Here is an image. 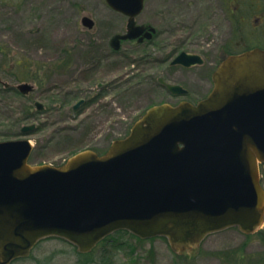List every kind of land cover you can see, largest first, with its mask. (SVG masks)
Returning a JSON list of instances; mask_svg holds the SVG:
<instances>
[{
  "label": "water",
  "instance_id": "95a60500",
  "mask_svg": "<svg viewBox=\"0 0 264 264\" xmlns=\"http://www.w3.org/2000/svg\"><path fill=\"white\" fill-rule=\"evenodd\" d=\"M107 2L129 16L127 32L112 39L116 49L122 39L152 37L136 24L145 0ZM82 22L95 23L88 15ZM214 80V90L197 104L148 109L102 156L84 150L62 166L31 165L29 139L0 141V264L29 256L50 235L89 253L121 229L141 238L166 236L178 251L231 226L257 231L264 221V49L229 56ZM0 83L9 86L1 75ZM17 88L27 94L34 86Z\"/></svg>",
  "mask_w": 264,
  "mask_h": 264
},
{
  "label": "rangeland",
  "instance_id": "374dc122",
  "mask_svg": "<svg viewBox=\"0 0 264 264\" xmlns=\"http://www.w3.org/2000/svg\"><path fill=\"white\" fill-rule=\"evenodd\" d=\"M250 2L241 0L235 4L241 5L239 12L250 14L255 25L262 23L259 27L242 26L247 28L245 32L251 38L247 42L236 40L233 43L235 51L264 46V37L258 42L259 33H264V3L258 7ZM205 3L202 0L201 5ZM184 10L170 9L165 0H146L137 21L151 23L165 31L179 15L191 12L190 7ZM85 15L94 19V28L83 25ZM257 16L261 17L259 21ZM127 22L128 18L112 9L106 0H0V73L3 79L16 86L24 80L33 82L37 73L42 80L39 86L34 83L36 90L28 96L0 85V141L30 139L34 146L29 159L32 165H63L85 148L91 142L84 135L88 125L84 118L86 112L73 110L81 94L75 96L71 91L83 90V68L94 59L104 63L99 79L104 77L111 85L106 93V107L101 110L104 128L95 132L108 133L105 142V135L98 138L101 145L120 137V126L123 131L125 123L132 126L150 107L163 103L176 105L184 100L198 101L209 94L211 85L208 82L192 84L191 90L196 95L191 96L175 94L158 83L161 75H169L172 77L169 83H181L184 87L191 84L184 71L169 70V61L161 63L177 44L169 33L161 32L153 42L142 45L135 40L124 41L121 50L114 53L111 36L116 32L125 33ZM53 62H58V69L52 67ZM40 65L43 68L37 71ZM148 73L154 74L155 81L146 85L141 81ZM55 86L57 89L51 90ZM36 101L45 105L43 112H38ZM34 123L37 129L22 131L24 126ZM261 172L264 181V166ZM262 230L264 224L259 232ZM259 232L248 236L238 227H230L208 235L199 246L183 253L175 251L165 236L141 238L128 230L112 233L89 254H82L76 245L64 238L48 236L28 257L12 264H261L259 254L263 248L258 247L261 244ZM246 253L250 259L245 258Z\"/></svg>",
  "mask_w": 264,
  "mask_h": 264
},
{
  "label": "flooded vegetation",
  "instance_id": "af4514ba",
  "mask_svg": "<svg viewBox=\"0 0 264 264\" xmlns=\"http://www.w3.org/2000/svg\"><path fill=\"white\" fill-rule=\"evenodd\" d=\"M146 1V0H145ZM205 4L203 6L201 5L202 0H165V3L167 6L173 10L179 9L180 12H184L186 8L191 9V12H186V14L179 15V18L176 19V21L171 22V24L165 29V31L158 29L156 26L152 25L151 23H138V25H145L146 29L144 31L147 32V30H151V27L155 28V31H153L151 38H143L140 40L139 36L134 39H127V40H135L138 45H142L145 42L152 41L155 39L159 33L166 32L170 35H173L175 37L176 47L172 52L167 53L165 55V61H169L168 68L169 70L176 69V72L184 71L187 78L190 79V87H184L183 84H179L182 86V88L186 91L184 94L190 96L195 92L191 90L192 84H197V82H208L211 86V90L208 92L210 93L214 87V79L213 75L214 72L217 70L219 64L222 60H224L226 57L232 55V54H238L243 53L245 51H248L252 48H264L262 45H256L254 47L245 48L243 50L235 51L233 47V43L236 40H239L237 42H247L249 41V34L245 32V29L250 27L249 25L253 24L255 27H259V23L255 25L253 23L252 19L249 16H247L244 13L239 12L240 6L235 4L236 2H241V0H205ZM253 6H260V4L264 3V0H251L250 2ZM261 10V9H260ZM198 13V16H195V14ZM140 15V14H139ZM170 17L174 16V14H169ZM191 18V19H190ZM261 19L260 16H257V21ZM177 25V26H176ZM95 26V23H94ZM88 27L90 29L94 28ZM242 26H246L242 27ZM179 31L177 34L176 32ZM250 32V31H249ZM116 34H120V32H116L111 36L110 39V45L111 48L116 51L114 53L119 52L123 46V42L127 40H121L120 48L116 49L114 45L112 44V39ZM172 36V37H173ZM258 42H261L260 39L264 37V33H259ZM153 42V41H152ZM150 43V42H149ZM178 52L175 56L174 53ZM182 55V57L187 56L186 60L188 62H179V64H174L173 60L177 57ZM174 56V57H173ZM190 56V57H188ZM173 57V58H172ZM170 58H172L170 60ZM185 59V58H184ZM91 62V61H90ZM88 62L87 67L83 68V81L85 83L84 88L81 92L77 90L71 91L75 96H78L81 94L76 103L73 105V110L86 112L85 122L88 124L85 128L86 137L90 139L91 142L88 143V147L86 146L82 150H92L96 152L98 155H103L108 152L110 147L112 146L113 142L117 139L123 138V136H127L131 130L132 126H129L128 123L124 124V131L122 130V126H120V130L118 132V135L120 137H115L113 139L108 140V144L102 143L101 140L97 141L98 138H100L102 135L104 137V142L107 140L106 135L108 133H103V130L100 131V133H96L99 129L104 128L105 118H102L103 114L101 112L102 109H105L106 107V93L111 86L110 83L105 81L104 77L100 78L98 77V74H100V71L103 68V61L100 59L99 61H95L92 64ZM115 62V61H114ZM23 67L26 69V64ZM52 67H56L58 69V62L51 63ZM119 64L116 65L118 67ZM43 66H39L37 71H41ZM2 76V74L0 73ZM210 75V77H209ZM140 81L142 80L141 75H139ZM3 79V76H2ZM38 74L35 73L33 82L31 81H22L21 83H31L34 88L29 93L25 94L18 90L16 86L10 85L9 87H6L3 83H0L1 86H3L5 89L8 90H15L17 93H21L24 96H28L31 94V92L36 90L35 84L40 85L42 83V80H39ZM172 77L169 75H161L158 78V83H160L162 86L168 88L167 84L168 81H171ZM5 81V80H4ZM154 74L148 73L146 75V78H144L141 82L142 83H152L154 82ZM7 82V81H6ZM38 82V83H37ZM9 83V82H8ZM35 83V84H34ZM175 84V83H174ZM61 88L64 87L63 85L60 86ZM57 89V87H53L51 90ZM169 89V88H168ZM210 89V88H209ZM208 89V90H209ZM170 90V89H169ZM195 94V93H194ZM196 95V94H195ZM149 98V95H148ZM201 100V99H200ZM198 100V101H200ZM194 103H197L196 100H191ZM38 102V101H36ZM35 102V105H36ZM37 107V106H36ZM45 109V105L42 109H38V112H43ZM88 110H90L88 112ZM104 112V111H103ZM105 113V112H104ZM146 113V111L143 113V115ZM142 115V116H143ZM35 124V123H34ZM36 125V124H35ZM114 125H118V123H114ZM38 126L36 125L35 129H37ZM111 130V129H110ZM88 141V140H87ZM81 151V150H79ZM263 180V179H262ZM264 185V181H262ZM259 241L261 242L260 245H258L259 248H263L262 253L259 254L260 259L262 263L264 264V230H262L260 233ZM245 258H251L246 253Z\"/></svg>",
  "mask_w": 264,
  "mask_h": 264
},
{
  "label": "trees",
  "instance_id": "16d2710c",
  "mask_svg": "<svg viewBox=\"0 0 264 264\" xmlns=\"http://www.w3.org/2000/svg\"><path fill=\"white\" fill-rule=\"evenodd\" d=\"M21 62H19V64H20Z\"/></svg>",
  "mask_w": 264,
  "mask_h": 264
}]
</instances>
